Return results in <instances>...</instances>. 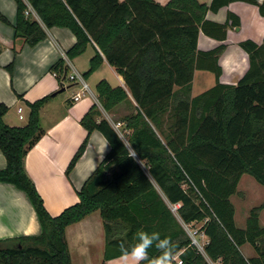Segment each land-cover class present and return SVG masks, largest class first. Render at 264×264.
<instances>
[{
    "label": "trees",
    "instance_id": "1",
    "mask_svg": "<svg viewBox=\"0 0 264 264\" xmlns=\"http://www.w3.org/2000/svg\"><path fill=\"white\" fill-rule=\"evenodd\" d=\"M13 1L16 39L34 47L46 39L45 30L67 29L76 39L65 53L68 60L93 44L98 51L84 77L105 60L126 90L102 80L96 86L98 102L106 113L120 104L129 107V113L120 122L126 141L96 105L83 116L80 125L87 135L66 176L93 132L102 135L109 152L76 191L78 203L51 217L24 167L28 152L44 135L39 112L51 96L28 105L23 127L7 126L8 108L0 104V151L6 160L0 183L26 195L41 229L37 237L0 241V264H71L65 230L95 212L103 223L104 264L123 257L121 245L131 249L140 230L170 237L174 257L182 264H264V227L259 224L264 202L249 211L245 228L239 229L230 201L244 175L264 188V41L259 46L240 43L249 69L236 85L219 82L224 46L209 52L197 49L200 31L226 39V26L206 21L209 10L245 2L264 14V3L213 0L208 7L198 0H169L164 6L155 0ZM0 21L9 24L2 15ZM195 71L211 72L216 81L192 97ZM50 72L61 84L68 74L66 61L58 60ZM183 225L199 226L195 238L206 237L202 245L198 242L202 252ZM246 244L256 257L244 258L240 248ZM148 252L150 258L160 254L155 247Z\"/></svg>",
    "mask_w": 264,
    "mask_h": 264
},
{
    "label": "crops",
    "instance_id": "2",
    "mask_svg": "<svg viewBox=\"0 0 264 264\" xmlns=\"http://www.w3.org/2000/svg\"><path fill=\"white\" fill-rule=\"evenodd\" d=\"M254 1L259 5L264 3V0ZM155 2L164 6L169 0H155ZM198 2L209 7L213 0H198ZM0 15L9 23L0 21V104L8 108L4 123L10 127L25 126L29 115L28 105L51 96L39 112L40 126L44 135L28 152L24 167L46 211L51 217H57L66 208L78 203L76 191L81 189L109 152L106 140L98 132H93L89 136L83 156L69 176H66V169L72 157L87 135L80 125L83 116L96 105L102 113V118L117 131L121 127V119L129 113V107L125 104L116 106L109 113L104 112L98 102L97 84L105 80L112 88L121 87L126 90L125 84L122 77L105 60L98 70L85 78L90 62L98 50L90 44L82 55L68 60L65 53L76 42L69 30L47 29L46 39L34 47H29L22 39L15 38L13 25L16 20V5L13 0H0ZM32 16L37 19L33 12ZM206 21L226 26V39L221 41L200 31L197 49L200 52H209L224 46V51L218 60L221 69L219 82L223 85H236L249 69L248 55L239 45L244 41H251L258 46L263 44L264 14L259 12L256 5L230 2L220 6L218 10H209ZM60 59L65 60L68 67L66 80L61 83L62 90L61 84L50 72L51 67ZM11 65L13 69L9 72L8 68ZM76 74L83 77L88 90L74 101V96L81 93V86L71 82L69 77ZM215 81L213 73L195 71L191 96L196 97L209 90L215 85ZM18 108L23 109L22 121L19 120ZM5 168L6 160L0 151V170ZM242 178L237 186V194ZM232 205L234 206L233 203ZM250 210L241 211L242 228L239 229H244ZM262 212L259 216V224L264 227L260 223ZM235 215L234 221L237 227ZM40 233L38 219L26 195L13 185L0 183V241L37 237ZM65 239L71 264H104L105 237L99 212L67 227ZM240 251L246 259L256 257L254 250L248 244L242 246ZM105 264H136V262L129 255L107 261Z\"/></svg>",
    "mask_w": 264,
    "mask_h": 264
},
{
    "label": "clouds",
    "instance_id": "3",
    "mask_svg": "<svg viewBox=\"0 0 264 264\" xmlns=\"http://www.w3.org/2000/svg\"><path fill=\"white\" fill-rule=\"evenodd\" d=\"M155 247L159 250V255L149 257L148 250ZM122 254L125 257L129 255L133 258L136 264H141L142 261H149V264H172L175 253V245L170 237L161 238L159 232H146L143 230L137 233V242L131 249L121 245Z\"/></svg>",
    "mask_w": 264,
    "mask_h": 264
},
{
    "label": "rangeland",
    "instance_id": "4",
    "mask_svg": "<svg viewBox=\"0 0 264 264\" xmlns=\"http://www.w3.org/2000/svg\"><path fill=\"white\" fill-rule=\"evenodd\" d=\"M118 134L122 138V140L126 141L122 132L121 127L117 129ZM240 188L239 192L236 197L231 198V202L235 206V218L237 222V227L242 228V224L240 221V214L242 212H247L248 210L257 207L261 205L264 202V188L260 186L259 184L256 183V181L251 178L248 175H244L240 182ZM173 214L177 216L176 213V208L175 207H170ZM262 219H260L261 225H264V211L262 212ZM184 229L186 232L190 235L195 232V230L199 229L198 225H193V226H185L183 225ZM245 228V227H244ZM191 238V237H190ZM197 239V238H196ZM206 241V238L204 236L200 235V240L198 241L203 244V242ZM202 252V251H200ZM210 263V262H209ZM211 264V263H210Z\"/></svg>",
    "mask_w": 264,
    "mask_h": 264
},
{
    "label": "built area",
    "instance_id": "5",
    "mask_svg": "<svg viewBox=\"0 0 264 264\" xmlns=\"http://www.w3.org/2000/svg\"><path fill=\"white\" fill-rule=\"evenodd\" d=\"M69 80L71 82H75V83H77V84H79L81 86V93L76 94L74 96V101H77L88 90L87 84L85 83L83 77L78 75V74L70 76ZM17 112L19 114V120L20 121L24 120L23 109L22 108H18ZM189 236L191 237L192 243L198 248V250L202 251L201 246L199 245L197 239L195 238V232L193 234H190ZM201 236H204V235L201 234ZM173 261H175L176 264H182V262L179 259H177V257H174Z\"/></svg>",
    "mask_w": 264,
    "mask_h": 264
}]
</instances>
